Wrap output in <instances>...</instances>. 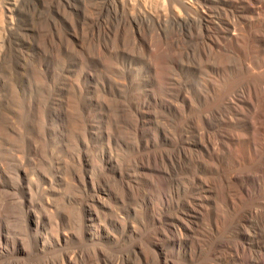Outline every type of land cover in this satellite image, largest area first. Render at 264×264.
I'll use <instances>...</instances> for the list:
<instances>
[{"label": "bare ground", "instance_id": "bare-ground-1", "mask_svg": "<svg viewBox=\"0 0 264 264\" xmlns=\"http://www.w3.org/2000/svg\"><path fill=\"white\" fill-rule=\"evenodd\" d=\"M22 2L0 6V59L15 53L14 69L39 82L42 57L58 61L86 48V57L80 52L76 59L93 68L91 97L106 123L125 120L139 136L134 157L148 189L164 195L170 180L189 182L194 219L182 264H264V0H39L36 22L19 19ZM16 31L29 51L11 48ZM116 55L145 62L143 94L129 89L126 78L135 68H119ZM63 72L70 88L71 72ZM74 96L67 93L58 106L69 128L76 125L69 112ZM6 123L0 118V140L12 126ZM154 128L169 147L152 148L141 136ZM196 165L205 173L193 171ZM105 180L104 198L118 196L123 183L116 176ZM125 188L141 192L130 183ZM160 227L153 237L174 231ZM143 246L131 242L117 264H181Z\"/></svg>", "mask_w": 264, "mask_h": 264}, {"label": "rangeland", "instance_id": "rangeland-1", "mask_svg": "<svg viewBox=\"0 0 264 264\" xmlns=\"http://www.w3.org/2000/svg\"><path fill=\"white\" fill-rule=\"evenodd\" d=\"M0 1L2 7L7 0ZM40 11L39 0H23L18 17L36 22ZM6 16L2 13V23ZM21 36L14 32L12 49L26 50L27 46L17 41ZM76 50L75 55L64 53L58 61L47 62L42 57L39 82L14 69L15 53L5 51L0 59V118L7 120L3 124L6 129L12 123L6 138L0 140V264H82L83 258L92 264H117L133 241H142L143 248L148 246L185 263L191 252L186 234L194 219L189 182L170 180L164 195L148 189L141 176L144 169L134 157L139 136L134 137L125 120L106 123L102 118L101 105L91 97L93 68L76 59L87 49ZM115 60L119 68H135L126 84L131 91L143 94L148 81L144 79L145 62L122 55H116ZM64 70L74 79L70 88ZM102 85L106 91L110 89L105 80ZM69 92L76 99L69 110L76 125L70 128L58 109ZM157 106L168 110L159 103ZM141 134L152 148L170 146L160 129ZM193 171L205 173L201 165ZM113 176L123 188L117 187L118 196L110 192V197L104 198L105 178ZM129 183L138 186L140 194L128 191L125 186ZM197 198L206 204L208 192ZM160 225L173 229L172 235L161 232L153 237V229Z\"/></svg>", "mask_w": 264, "mask_h": 264}]
</instances>
